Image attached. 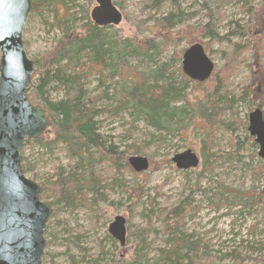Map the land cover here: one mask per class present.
Returning a JSON list of instances; mask_svg holds the SVG:
<instances>
[{
    "label": "rangeland",
    "instance_id": "rangeland-1",
    "mask_svg": "<svg viewBox=\"0 0 264 264\" xmlns=\"http://www.w3.org/2000/svg\"><path fill=\"white\" fill-rule=\"evenodd\" d=\"M112 2L123 19L106 28L109 38L129 39L132 45L155 40L160 46L151 58L128 56L121 71L139 76L166 63L173 82L181 85L183 52L192 43L203 49L214 73L203 83L189 82L184 96L199 103L198 108L202 105L206 114L187 121L182 131L165 135L144 119L134 123L132 111L103 113L102 131L115 147L121 152L136 143L128 158L146 157L150 167L141 173L113 170L122 184L111 185L106 171L111 165L103 157L95 170L103 180L99 195L83 189L73 205L60 201L52 207L43 264H96L101 257L97 264H152L180 237L168 234L165 226L180 224L185 241L197 244L189 253L195 264H264V159L248 130L255 108L264 115V0ZM95 6L96 0H57L30 11L22 34L28 57L40 66L66 28L92 22ZM170 14L178 16L168 33L161 20ZM105 78L100 84L98 76H91L87 88L100 108L110 109L124 81L120 75ZM216 81H221L218 88ZM186 150L198 163L180 170L171 159ZM21 153L29 168L26 176L46 185L44 201L54 202L51 189L71 178L76 163L66 145L59 143L50 153L28 143ZM97 159L95 155L94 162ZM117 216L126 219L125 246L108 231Z\"/></svg>",
    "mask_w": 264,
    "mask_h": 264
},
{
    "label": "trees",
    "instance_id": "trees-1",
    "mask_svg": "<svg viewBox=\"0 0 264 264\" xmlns=\"http://www.w3.org/2000/svg\"><path fill=\"white\" fill-rule=\"evenodd\" d=\"M54 1L57 0H31V11L35 12L44 4H53ZM176 16L178 15L170 14L161 20L166 32L169 33L173 28V19ZM110 27L112 26L99 27L89 21L79 29L66 28L57 45L44 57L40 66L33 61L34 71L28 87V99L44 112L48 127L41 137L35 140L26 139L24 146L32 143L51 153L59 143H63L69 155L76 160L72 167L71 178L64 182L60 180L51 189V193L55 195L54 202L44 201L43 190L47 186H40V199L51 208L52 213V207L60 201L73 205L79 195L83 196V189L89 190L96 196L99 195L98 188L103 180L98 177L99 174L95 170L97 163L103 161V157L108 158L111 165L106 170L107 176L113 179L111 185L122 184L115 174H112L113 170L118 173L121 168H131L134 171L131 158L127 155L129 149L135 147L136 143L120 152L110 140V136L102 131L99 117L103 113L107 112L115 116L123 111H132V115L135 116L134 123L144 119L147 125L155 128L156 131L164 132L165 135L182 131L187 127V121L206 114L202 105L198 108L195 104L199 103L194 104L185 99L184 91L187 84L195 81L188 78L183 71L185 79L181 85L173 82L167 68L169 64L166 63L139 76L121 71L120 67L126 64L128 56L151 58L150 53H157L160 46L155 40H145L142 45H132L129 39L118 42L105 33L106 28ZM186 51L188 50L183 52L182 58ZM93 75L98 76L100 84L104 83L105 77L113 78L116 75H120L124 81L114 94L115 104L110 109L100 108L97 99L91 97L87 83ZM220 82H215L216 88ZM53 93H61L62 96L55 97ZM257 106L260 107L261 104ZM163 138L166 140V136ZM95 155L98 156L96 162H94ZM21 161L24 174H27L29 168L23 164L22 153ZM122 161L125 164L121 165ZM100 196L103 194L100 193ZM240 199L237 198L238 201ZM176 210L177 208L174 213L178 218ZM181 226V224L177 225L173 229L165 226L164 231L168 234L174 236L179 234L180 237H174V247L168 251L163 250V255L153 260L152 264H195L193 256H189V253L197 248V244L185 241ZM186 248L187 253L182 254ZM101 258L95 260L96 264L102 260Z\"/></svg>",
    "mask_w": 264,
    "mask_h": 264
},
{
    "label": "water",
    "instance_id": "water-1",
    "mask_svg": "<svg viewBox=\"0 0 264 264\" xmlns=\"http://www.w3.org/2000/svg\"><path fill=\"white\" fill-rule=\"evenodd\" d=\"M91 20L99 27L116 26L122 13L112 0H96ZM31 11V0H0V264H43L45 230L51 208L40 199V186L23 171L21 151L26 139L35 140L47 130L44 112L28 99L34 63L25 52L22 34ZM184 72L206 81L213 64L198 45L184 55ZM249 133L264 159V116L260 108L249 115ZM180 170L197 166V157L186 150L172 159ZM135 172L149 168L146 157L130 160ZM110 236L125 246L126 219L117 216L108 228Z\"/></svg>",
    "mask_w": 264,
    "mask_h": 264
},
{
    "label": "bare ground",
    "instance_id": "bare-ground-1",
    "mask_svg": "<svg viewBox=\"0 0 264 264\" xmlns=\"http://www.w3.org/2000/svg\"><path fill=\"white\" fill-rule=\"evenodd\" d=\"M75 191V190H74ZM63 202V201H62ZM66 203V202H65Z\"/></svg>",
    "mask_w": 264,
    "mask_h": 264
}]
</instances>
